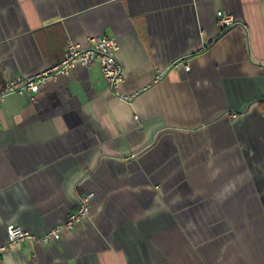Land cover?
Returning <instances> with one entry per match:
<instances>
[{"label": "crops", "instance_id": "crops-1", "mask_svg": "<svg viewBox=\"0 0 264 264\" xmlns=\"http://www.w3.org/2000/svg\"><path fill=\"white\" fill-rule=\"evenodd\" d=\"M102 35L128 100L94 63L0 104V247L93 194L0 264H264V0H0V87Z\"/></svg>", "mask_w": 264, "mask_h": 264}, {"label": "built area", "instance_id": "built-area-1", "mask_svg": "<svg viewBox=\"0 0 264 264\" xmlns=\"http://www.w3.org/2000/svg\"><path fill=\"white\" fill-rule=\"evenodd\" d=\"M216 17L217 23L222 31L232 28L236 24L233 17L223 11H218ZM87 41L88 45L86 47L69 41L65 50L64 59L51 71L31 78H16L7 81L3 87H0V104L11 94H21L25 91L33 94L37 93L46 75H67L76 66L87 67L94 63L100 66L102 75L108 83L112 96L114 98L128 100V98L121 96L118 91V86L123 81V68L116 57L118 50L116 39L102 35L89 36L87 37ZM92 199V193L82 194L78 198L76 211L69 214L68 218L63 222L52 226L41 235H34L17 224H9L6 230L7 238L0 247V251H3L7 246L15 245L25 240L47 243L51 239L59 238L65 229H77L79 224L89 216Z\"/></svg>", "mask_w": 264, "mask_h": 264}]
</instances>
